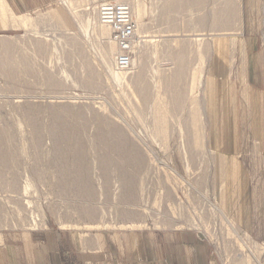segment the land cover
<instances>
[{
    "label": "rangeland",
    "instance_id": "1",
    "mask_svg": "<svg viewBox=\"0 0 264 264\" xmlns=\"http://www.w3.org/2000/svg\"><path fill=\"white\" fill-rule=\"evenodd\" d=\"M117 1L145 6L127 70L111 29L98 31L102 0H57L0 30V241L65 231L86 247L101 233L198 229L217 264H264V149L233 156L232 182L205 138L207 79L244 48L239 0Z\"/></svg>",
    "mask_w": 264,
    "mask_h": 264
},
{
    "label": "crops",
    "instance_id": "2",
    "mask_svg": "<svg viewBox=\"0 0 264 264\" xmlns=\"http://www.w3.org/2000/svg\"><path fill=\"white\" fill-rule=\"evenodd\" d=\"M15 15L29 13L57 0H4ZM244 48L238 65L219 56V71L207 80L219 90L205 106L206 145L230 156L264 148V0H239ZM1 14V13H0ZM0 15V30L11 25ZM225 57V56H224ZM213 69V68H212ZM214 97V98H213ZM258 112L256 113V111ZM205 120V118H204ZM220 123V128L215 123ZM211 123H214L212 126ZM262 147V148H261ZM0 264H217L211 247L193 230L124 231L101 233L96 242L82 247L65 231L7 233L0 241Z\"/></svg>",
    "mask_w": 264,
    "mask_h": 264
},
{
    "label": "bare ground",
    "instance_id": "3",
    "mask_svg": "<svg viewBox=\"0 0 264 264\" xmlns=\"http://www.w3.org/2000/svg\"><path fill=\"white\" fill-rule=\"evenodd\" d=\"M103 1V0H102ZM111 1H116V2H119V3H122V2H120V1H117V0H111ZM123 2H125V3H122V4H124V5H126V4H129L130 5V7H131V9H132V13H133V17H134V20H135V24H136V31H135V33L138 35V37L139 38H142V41H145V43H146V40L144 39L143 40V38H146L147 36H148V34L146 33L147 31L145 30V24H144V22H143V16H144V14H145V6H144V4L143 3H140V2H133V3H130V2H126V1H123ZM172 3H175V2H172V1H169L168 3H167V7H169L168 9H170V8H172V6H173V4ZM86 5H88V4H86ZM88 7H85V9H87ZM8 7L6 6V4H5V1L4 0H0V15H2V17L5 19V21L6 20H8V19H12V18H19L20 19V21L22 22V24L23 25H28V24H30L31 23V20H30V16H28L27 14H25V15H15V14H13L12 12H9L8 11ZM96 10V9H95ZM96 14H97V20H98V31H99V33H100V35L101 34H105V33H107V26L111 29V38H112V28H111V25L110 24H106V23H104L101 19H100V17H99V14L97 13V10H96ZM47 16H48V18H50V19H52V18H54V17H60V18H62V14H61V11H59V10H55V8H54V10H52V11H50V13L49 14H47ZM2 24H4V26H7V24H6V22H2ZM135 34V35H136ZM112 40H113V38H112ZM148 40V39H147ZM114 41V40H113ZM138 41V40H137ZM2 42H3V40H2ZM115 42V41H114ZM159 43V42H158ZM157 43V44H158ZM3 45H6V42L3 44ZM115 45L117 46V43L115 42ZM137 45V44H136ZM141 45V44H140ZM145 45V44H144ZM154 45H156V44H154ZM159 45V44H158ZM161 45H162V43H161ZM164 45V44H163ZM8 46V45H7ZM160 46V45H159ZM139 47H141V46H139ZM110 51H112V50H114V44H110ZM138 49V48H137ZM105 50V49H104ZM117 50H118V46H117ZM133 51V50H132ZM142 51V50H141ZM117 54V53H116ZM115 54V55H116ZM106 55V54H105ZM4 56V55H3ZM135 56H136V58H141L140 56V51L139 50H137L136 52H135ZM133 58V57H132ZM135 58V59H136ZM8 59V58H7ZM108 60V59H107ZM138 60V59H137ZM109 61V60H108ZM7 62L8 63H11V60L10 59H8L7 60ZM114 63H115V59H114ZM137 63V62H136ZM131 65H132V61H131ZM130 65V66H131ZM115 67H116V65H115ZM26 68V67H25ZM117 68V67H116ZM130 68V67H129ZM128 68V69H129ZM91 69V68H90ZM119 69V68H118ZM119 70H127V69H119ZM9 71V70H8ZM15 71H9V73H14ZM17 73V72H16ZM122 74V71L121 72H118V75H121ZM139 80L140 79H142V78H140V76H138L137 77ZM138 80V81H139ZM141 82V81H140ZM139 83V82H138ZM59 113V112H58ZM57 115V114H56ZM56 127V126H55ZM52 130V129H51ZM61 131V130H60ZM232 155V154H231ZM229 156V158H228V164H227V175H228V178L232 181V178H236V175H237V172L239 171V163H238V160H236V158L235 157H233V156ZM225 163H226V161H225ZM224 163V164H225ZM103 164H105V163H103ZM102 164V165H103ZM81 170V169H80ZM80 172H82V171H80ZM240 172V171H239ZM76 173H78L79 174V171L78 172H76ZM83 173V172H82ZM77 176V175H76ZM79 176V175H78ZM82 177H84L83 176V174H82ZM234 180V179H233ZM233 182V181H232ZM231 183V182H230ZM226 187V186H225ZM224 187V189L222 190L223 191V196L221 195V190L220 191H218V198L220 197H223V201H222V203L223 202H226V188ZM222 188V187H221ZM24 194V193H23ZM220 202V201H219ZM221 203V202H220ZM225 208V207H224ZM32 220H35V219H32ZM32 222H34V221H32ZM36 222V221H35ZM227 222V221H226ZM36 224V223H35ZM132 225V224H131ZM35 226V225H34ZM106 227L108 226V225H105ZM33 227V226H32ZM64 227V226H63ZM70 227H77L76 226V224L75 225H70ZM86 228H93V227H96V226H93V225H86L85 226ZM197 231H199V230H197ZM245 242V241H244ZM246 248H248L247 246H246Z\"/></svg>",
    "mask_w": 264,
    "mask_h": 264
},
{
    "label": "built area",
    "instance_id": "4",
    "mask_svg": "<svg viewBox=\"0 0 264 264\" xmlns=\"http://www.w3.org/2000/svg\"><path fill=\"white\" fill-rule=\"evenodd\" d=\"M96 10L100 19L104 23L111 25L112 38L118 46V51L115 55L116 67L128 69L133 57L132 49L136 31V24L130 8L116 1L103 0L97 5ZM198 232L202 233L200 230Z\"/></svg>",
    "mask_w": 264,
    "mask_h": 264
}]
</instances>
